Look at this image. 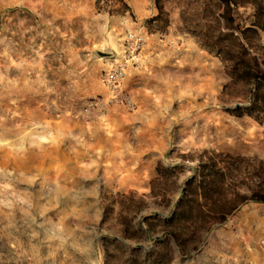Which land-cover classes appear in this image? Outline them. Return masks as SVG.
Returning a JSON list of instances; mask_svg holds the SVG:
<instances>
[{
	"label": "rangeland",
	"instance_id": "rangeland-1",
	"mask_svg": "<svg viewBox=\"0 0 264 264\" xmlns=\"http://www.w3.org/2000/svg\"><path fill=\"white\" fill-rule=\"evenodd\" d=\"M112 1L0 0V264H104L120 216L166 218L201 162L218 161L231 191L264 193V123L236 114L247 89L223 91L230 77L210 52L221 0ZM233 17L249 27L254 9ZM143 24L142 62L122 85L130 105L85 113L110 97L101 76L126 27ZM173 264H264V204L213 224Z\"/></svg>",
	"mask_w": 264,
	"mask_h": 264
},
{
	"label": "trees",
	"instance_id": "trees-1",
	"mask_svg": "<svg viewBox=\"0 0 264 264\" xmlns=\"http://www.w3.org/2000/svg\"><path fill=\"white\" fill-rule=\"evenodd\" d=\"M221 2L225 32H220L212 42L210 52L225 65L230 77L223 91L240 84L246 87L248 105L235 112L239 117L246 114L264 123V47L253 43L264 32V0ZM245 6L253 7L254 20L249 27L242 28L236 23L233 12ZM226 182H229L228 172L220 168L218 161L201 162L197 178L187 181L183 196L166 218H161L157 212L139 221L120 216L121 237L102 238L104 264H173L175 251L187 255L198 250L213 224L224 223L248 202L264 204V193L240 194L231 191V185ZM161 202L169 207L165 195Z\"/></svg>",
	"mask_w": 264,
	"mask_h": 264
},
{
	"label": "built area",
	"instance_id": "built-area-1",
	"mask_svg": "<svg viewBox=\"0 0 264 264\" xmlns=\"http://www.w3.org/2000/svg\"><path fill=\"white\" fill-rule=\"evenodd\" d=\"M146 24L138 28L127 26L119 59L113 61L110 69L103 72L102 83L108 88V99L96 98L85 104L84 112L87 114L101 113L110 104L130 105L123 92V80L130 67L138 66L142 62L143 52L148 39Z\"/></svg>",
	"mask_w": 264,
	"mask_h": 264
},
{
	"label": "crops",
	"instance_id": "crops-1",
	"mask_svg": "<svg viewBox=\"0 0 264 264\" xmlns=\"http://www.w3.org/2000/svg\"><path fill=\"white\" fill-rule=\"evenodd\" d=\"M107 1H108V0H107ZM109 3H111V4L113 3V4H114V5H113V6H114V7H113L114 9H115V8H118V7L121 5V4H117V5H116V4L114 3V1H112V0H110ZM148 12H149V13H148L149 15H147V13H143V12L141 13V14H142L141 16H143V19L148 18V16H150L151 14H154V15L156 14V10L153 8V6H151V7L149 8V11H148ZM113 17H114V16H113ZM147 29H148V28H147ZM148 31H149V30H148Z\"/></svg>",
	"mask_w": 264,
	"mask_h": 264
}]
</instances>
